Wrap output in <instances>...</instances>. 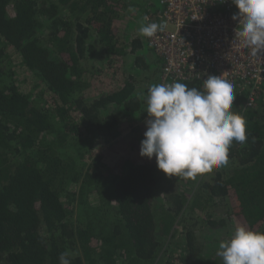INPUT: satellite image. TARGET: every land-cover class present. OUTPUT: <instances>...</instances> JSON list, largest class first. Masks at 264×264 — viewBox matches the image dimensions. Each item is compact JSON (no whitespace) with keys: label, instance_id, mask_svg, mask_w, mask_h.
<instances>
[{"label":"trees","instance_id":"16d2710c","mask_svg":"<svg viewBox=\"0 0 264 264\" xmlns=\"http://www.w3.org/2000/svg\"><path fill=\"white\" fill-rule=\"evenodd\" d=\"M133 2L0 0V264H60L63 252L70 264H155L178 216H203L217 199L236 227L264 232V97L242 108L236 96L247 139L233 141L228 164L191 198L192 178L187 190L155 195L161 174L173 176L140 155L150 87L142 96L136 84L151 64L142 40L123 33ZM127 47L132 69L103 85L106 71L126 65ZM97 53L104 67L89 72ZM180 82L204 91L202 78ZM110 106L141 113L140 123L108 120ZM177 237L165 252L200 251L193 231Z\"/></svg>","mask_w":264,"mask_h":264},{"label":"clouds","instance_id":"9594fccd","mask_svg":"<svg viewBox=\"0 0 264 264\" xmlns=\"http://www.w3.org/2000/svg\"><path fill=\"white\" fill-rule=\"evenodd\" d=\"M232 3L238 8L232 19L238 24L242 21L235 36L253 54H264V0ZM162 29L163 25L152 22L142 24L139 31L153 37ZM203 87L201 91L174 82L148 89V119L140 155L155 156L158 169L169 176L195 179L226 166L233 141L247 139L246 118L231 111L236 98L233 84L222 75H208ZM217 255L223 264H264V232L241 224L228 240L220 242ZM68 256V252L61 253L60 264H70Z\"/></svg>","mask_w":264,"mask_h":264},{"label":"built area","instance_id":"2783aa9c","mask_svg":"<svg viewBox=\"0 0 264 264\" xmlns=\"http://www.w3.org/2000/svg\"><path fill=\"white\" fill-rule=\"evenodd\" d=\"M237 12L232 0H155L141 18L143 25L155 22L163 29L147 37L138 28L135 38L159 59L158 84L222 75L242 108L264 97V54H253L235 36L242 27L232 19Z\"/></svg>","mask_w":264,"mask_h":264},{"label":"rangeland","instance_id":"374dc122","mask_svg":"<svg viewBox=\"0 0 264 264\" xmlns=\"http://www.w3.org/2000/svg\"><path fill=\"white\" fill-rule=\"evenodd\" d=\"M130 0H128L129 2ZM133 2V7L134 11L132 9L131 13L124 19L123 22V33L125 36V39L130 40L135 38L137 36L136 30L142 26L143 21L141 16L144 14V12L149 9L151 5L154 4L155 0H132ZM147 8V9H145ZM132 12H135L133 14ZM129 47H127L128 51V56H127V62L126 65L122 68L121 72H118L116 69L112 68L108 71L105 72L103 75V80L107 87L112 85L113 79L116 78L120 73H123L126 71L130 72L132 69V63L133 61L131 60L133 58V55L130 54L129 52ZM145 50V49H144ZM144 52L147 55V62L151 64L150 68L146 70V72L149 74L148 78L144 79H138L142 78L140 77V74H137V80H140L137 82L136 86L137 89L136 91L139 92V95H144L143 92L145 91L146 87H151L153 85L158 84V71H159V66L156 64L154 54L151 52H148L147 50ZM103 57L101 54H98L94 57L91 58L90 64L94 68H90V71H94L95 69L100 70L103 69V65L101 64V60ZM96 71V70H95ZM115 71V73H114ZM134 73V72H133ZM89 74V73H88ZM115 74V75H114ZM156 77V78H155ZM155 80V81H154ZM29 83V82H28ZM146 95V94H145ZM145 98V96H144ZM103 114L105 118H110L116 119L117 122H125L124 124L127 125H138L141 121V113L137 114H131L129 116L125 115L120 107L116 106H110L109 109H104ZM89 145L93 144L92 141L88 142ZM220 168H213V170L209 173H204V174H198L195 178L194 184L191 186V190L188 191L189 197L191 198L198 190V187L204 182L210 180V177L213 175V173L221 169ZM159 180V187L156 190L155 195L162 196L164 194H170L174 191H177L179 187L181 189L187 190L188 188L186 187V184L188 185L187 181L188 178H185L183 176H173L172 178L167 177L163 174L158 178ZM186 183V184H185ZM189 186V185H188ZM204 215L202 216V213H194L193 215L187 210H185L183 214L178 216L176 219L175 225L172 229V231H175L174 237L171 239L169 236H167L165 245L172 247L174 241H177V235L180 236L184 230H191L194 233L195 240L194 243L198 244L201 249L200 251L194 256H184L182 259H180L179 254H177V249L175 251L169 249L167 252H165L166 246L163 247V249L160 252V255L157 257V260L155 261V264H166L168 260H172L171 257H176L179 256V262L178 264H200L205 260L209 259H216V260H221L222 258L217 255V252L219 250V244L222 241L228 240L233 232L236 229V224L234 223V220L230 216L229 212V206L228 202L224 199H217L214 202H209V205L207 207H204ZM208 215V218L211 219L212 221L216 222V225H212L210 222H208L207 219L203 218L205 215ZM220 223L217 225V223ZM170 239V240H169ZM197 242V243H196ZM174 247V246H173ZM173 261V260H172Z\"/></svg>","mask_w":264,"mask_h":264}]
</instances>
